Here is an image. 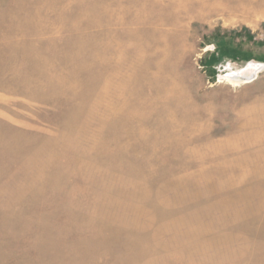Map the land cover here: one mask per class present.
I'll use <instances>...</instances> for the list:
<instances>
[{"label":"rangeland","instance_id":"obj_1","mask_svg":"<svg viewBox=\"0 0 264 264\" xmlns=\"http://www.w3.org/2000/svg\"><path fill=\"white\" fill-rule=\"evenodd\" d=\"M0 264H264V0H0Z\"/></svg>","mask_w":264,"mask_h":264},{"label":"bare ground","instance_id":"obj_2","mask_svg":"<svg viewBox=\"0 0 264 264\" xmlns=\"http://www.w3.org/2000/svg\"><path fill=\"white\" fill-rule=\"evenodd\" d=\"M244 67L240 69L230 68L229 72L223 75L224 77L222 76V78L232 85L247 83L251 81L254 76L260 71L262 65L255 61H249L247 63V67Z\"/></svg>","mask_w":264,"mask_h":264},{"label":"water","instance_id":"obj_3","mask_svg":"<svg viewBox=\"0 0 264 264\" xmlns=\"http://www.w3.org/2000/svg\"><path fill=\"white\" fill-rule=\"evenodd\" d=\"M246 67H247V64H246V66L244 68H246Z\"/></svg>","mask_w":264,"mask_h":264}]
</instances>
